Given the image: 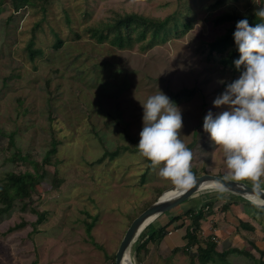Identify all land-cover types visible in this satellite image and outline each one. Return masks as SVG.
<instances>
[{"label":"rangeland","instance_id":"1","mask_svg":"<svg viewBox=\"0 0 264 264\" xmlns=\"http://www.w3.org/2000/svg\"><path fill=\"white\" fill-rule=\"evenodd\" d=\"M258 3L36 0L34 6L15 10L12 0H0V177L7 171H32L35 164L47 173L24 206L16 201L0 217V264L114 263L130 223L174 186L158 175L159 169L154 170L137 147L143 127L140 102L159 90L181 110V139L193 152L192 172L228 174L222 149L204 131L203 120L209 110L214 115L227 110L213 101L240 72L223 66L216 54L210 56L205 43L223 32L222 26L213 24L214 16L231 9L245 12ZM125 13L160 19L179 13L181 21L188 18L191 24L145 50L138 41L117 49L107 39L92 38V26ZM58 37L63 45L56 49ZM31 39L33 48L42 51L33 59L27 50ZM183 89L194 91L173 97ZM11 134L14 146L9 143ZM14 152L29 156L28 161H12ZM54 172L62 181L58 188L51 185ZM209 200L214 203L210 209L204 206L203 237L214 233L219 250L243 247L258 257L252 244L264 247V216L253 219L245 214L256 208L243 199L233 201L230 195L206 189L157 220L167 222L171 213L198 208ZM224 202H230L226 211L218 209ZM242 217L253 231L239 226ZM180 222L181 230L164 237L160 246L149 244V254L141 253L140 259L131 245V262L191 264L187 254L171 253L182 247L172 242L190 221L185 216ZM87 223H92L90 235L102 249L90 240ZM223 264L254 263L233 254Z\"/></svg>","mask_w":264,"mask_h":264},{"label":"clouds","instance_id":"2","mask_svg":"<svg viewBox=\"0 0 264 264\" xmlns=\"http://www.w3.org/2000/svg\"><path fill=\"white\" fill-rule=\"evenodd\" d=\"M256 15L264 19V8ZM233 36L240 54L233 63L240 75L213 101L227 110L216 115L209 110L203 120L204 131L222 149L228 174L208 190L223 195L229 192L226 181H247L252 185L251 203L264 208V23L251 26L241 19ZM140 103L139 154L174 185L177 195L188 191L198 179L191 170L193 152L181 139L180 108L160 90Z\"/></svg>","mask_w":264,"mask_h":264},{"label":"trees","instance_id":"3","mask_svg":"<svg viewBox=\"0 0 264 264\" xmlns=\"http://www.w3.org/2000/svg\"><path fill=\"white\" fill-rule=\"evenodd\" d=\"M15 4V10L23 6H34L36 0H12ZM45 1V0H44ZM222 0H220L221 2ZM264 8V0H259L258 4L252 5L245 12H241L237 9L225 10L218 15L214 16L212 22L216 26H222L223 32L216 35L212 40L206 42L207 52L210 56L216 54L218 56L217 60L225 67L231 68L236 72H240L236 69L233 61L239 59V52L234 41L233 33L236 30V24L241 19H247L251 26H255L257 23H264V19H261L256 13ZM187 20V21H186ZM184 22L181 21L180 14H175L172 16H166L163 19L148 17L137 13H125L122 15L117 14L111 20L102 22L97 26H92L89 29V33L92 38L102 42L106 39L109 40L111 46L117 49H126L131 47L136 41L142 43L141 49L145 50L152 47L155 44L164 42L168 35L172 32H177L180 27L184 30L188 28L189 21L191 19H186ZM146 41V42H145ZM145 43V44H144ZM34 40H30L27 45V50L30 57L33 59L38 55L42 54L39 49H34ZM63 45V40L59 37L57 38L54 48H59ZM194 90L183 89L175 93L173 97L179 98L182 94L192 93ZM9 143L15 145L14 136L11 134L9 138ZM52 152L56 151V142L52 144ZM49 154H46L44 158L45 162L49 161ZM114 155V152L111 153ZM29 156L17 154L14 152L9 159L12 161L14 159H23L25 162L28 161ZM42 166L33 165V170L25 171H7L3 173L0 177V217L3 214L9 213L16 201H21L22 206H24L28 199L36 191V187L43 179L46 177L47 173L41 171ZM225 176V175H220ZM62 181L57 178L56 172L51 176V185L53 188H58ZM230 196L235 198H241L238 195L228 192ZM220 196L222 194H219ZM159 196V195H158ZM156 200V199H155ZM245 200V199H243ZM247 201V200H245ZM214 200H209L205 204H202L198 208H188L186 211L172 214L169 216L167 223L159 228H155L153 224L149 223L139 234L135 242L132 244L131 249L134 252L135 257L140 259L138 255L143 253L144 255L149 254V244L159 245L162 239L167 234V226L178 222L183 217L189 219V224L185 225L184 239L185 244L182 247L174 248L171 253H176L181 251L187 254L191 258V264H223L226 263L230 255H240L249 258L254 264H264V250H260L258 247L252 244V246L258 250L259 256L256 257L249 250L245 248L236 247H226L221 250L218 249L217 242L213 236H207L202 238L200 235L201 221L205 219L204 206L208 209L213 208ZM252 204L251 202H248ZM229 203L224 202L218 209L227 210ZM253 205V204H252ZM254 206V205H253ZM256 208V212L253 213L246 212L254 218H261L264 216V208ZM145 209V208H144ZM170 214V213H169ZM41 217L38 215L37 221H40ZM183 222H180L176 227H182ZM239 226L249 231H253L254 227L244 220H240ZM92 223H87L86 231L89 234V238L92 243L101 248L96 242L93 241L90 235V229ZM196 246L195 251L192 252V248ZM102 249V248H101ZM115 258V255L113 256Z\"/></svg>","mask_w":264,"mask_h":264},{"label":"water","instance_id":"4","mask_svg":"<svg viewBox=\"0 0 264 264\" xmlns=\"http://www.w3.org/2000/svg\"><path fill=\"white\" fill-rule=\"evenodd\" d=\"M198 179L197 185L189 189L182 194L174 196L164 197L165 191L145 210H143L134 220L130 223L124 236L122 237L118 248L115 252V259L113 264H123L124 260L127 258L130 264H133L129 257V249L131 245L135 242L142 230L150 223V219L158 217L167 211H171L177 208H181L187 204V201H191L195 195L201 193L208 189L209 185L215 180H224L225 176H220L216 174L205 173L201 175H195ZM227 187L230 193L240 196L241 198L250 201V196L252 195V185L245 182L237 181H226ZM175 190V187L167 189V191Z\"/></svg>","mask_w":264,"mask_h":264},{"label":"crops","instance_id":"5","mask_svg":"<svg viewBox=\"0 0 264 264\" xmlns=\"http://www.w3.org/2000/svg\"><path fill=\"white\" fill-rule=\"evenodd\" d=\"M219 195V194H218ZM228 195V194H227ZM231 198H232V200L233 201H235L236 200V198L235 197H233V196H230ZM229 199V198H228ZM235 199V200H234ZM231 203L232 204H234L235 202H232L231 201ZM229 207H230V204H229ZM206 208V207H205ZM246 214V213H245ZM163 215V214H162ZM162 215H159L158 217H160V216H162ZM174 215V214H173ZM249 216V215H248ZM158 217H156L155 218V220H153L152 222H150L151 224H153V226L155 227V228H159V227H161V226H163L165 223H167V222H159V220H157L158 219ZM206 217V216H205ZM242 220H245L243 217L241 218ZM178 223L177 222H175L174 223V226H173V229H174V231H171L170 233H168L167 232V234L165 235V237L167 236V237H169V236H172V235H174V233L176 234V232L177 231H179V230H181V227H176V225H177ZM171 225H173V224H170L169 226H171ZM169 226H167V230H168V228H169ZM203 227V226H202ZM213 230H215L214 228H213ZM184 233H185V230H184ZM184 233L183 232H179V234H177L176 236V238L174 239V241L172 242L173 244H177V246H179L178 244H180V246H183L184 244H185V241H184ZM200 235H201V237L202 238H204L203 236L204 235H206V234H204L203 232H202V229L200 228ZM212 235H215L214 233H211V234H209V236H212ZM213 238H214V236H213ZM215 238H216V236H215ZM180 241H182L183 243L181 244L180 243ZM216 241V240H215ZM163 242V239H162V241L160 242V244ZM217 242V241H216ZM171 243V244H172ZM160 246V245H159ZM256 246V245H255ZM243 248V247H242ZM219 249V248H218ZM260 250H264V247L263 248H259Z\"/></svg>","mask_w":264,"mask_h":264},{"label":"bare ground","instance_id":"6","mask_svg":"<svg viewBox=\"0 0 264 264\" xmlns=\"http://www.w3.org/2000/svg\"><path fill=\"white\" fill-rule=\"evenodd\" d=\"M176 193V189L175 190H170V191H165L164 193V197H171V196H174ZM156 217L154 218H151L149 221L152 222L153 220H155ZM123 264H130L129 261H127V258L124 260Z\"/></svg>","mask_w":264,"mask_h":264}]
</instances>
